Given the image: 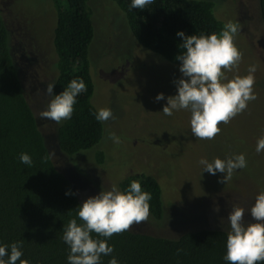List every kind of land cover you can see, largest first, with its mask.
Wrapping results in <instances>:
<instances>
[{
  "label": "rangeland",
  "instance_id": "1",
  "mask_svg": "<svg viewBox=\"0 0 264 264\" xmlns=\"http://www.w3.org/2000/svg\"><path fill=\"white\" fill-rule=\"evenodd\" d=\"M207 1L213 2V15L224 24L239 23L234 42L242 59L225 75L229 80L245 76L255 65L256 99L229 123L220 124L214 139H197L191 133L189 110L174 111L172 116L162 112L167 97L177 94L175 81L184 78L180 67L140 48L110 0H90L94 35L88 51L94 85L90 102L97 112L112 109L115 119L102 122V136L93 148L67 157L56 146L58 124L39 117L51 101L45 90L56 75L52 0H0L23 94L54 168L68 180L78 201L82 204L101 190H111L131 174L150 175L158 182L163 217L156 221L149 216L130 231L174 238L199 229H230L232 205L250 209L264 192V151L256 152L257 140L264 136V32L257 24L256 0ZM160 93L165 99L156 101ZM110 133L121 142L114 143ZM241 153L247 167L235 170L226 184L218 182L225 174L203 172L199 163L202 158L212 162ZM245 220L254 222L250 213Z\"/></svg>",
  "mask_w": 264,
  "mask_h": 264
},
{
  "label": "trees",
  "instance_id": "2",
  "mask_svg": "<svg viewBox=\"0 0 264 264\" xmlns=\"http://www.w3.org/2000/svg\"><path fill=\"white\" fill-rule=\"evenodd\" d=\"M110 1L122 13L135 43L173 66L180 67L176 56L186 51L177 32L186 36L219 34L225 25L213 15V2L207 0H153L142 10L132 9V0ZM89 2L52 0L56 75L51 99L73 79H83L86 85V91L76 98L71 119L56 128V146L67 157L90 150L103 133L102 122L96 119L98 112L90 102L94 85L88 51L94 35ZM256 6L257 24L264 32V0H256ZM21 153L30 155L31 166L21 163ZM96 161L101 163V152ZM134 180L142 191L151 193L149 216L159 221L163 202L158 182L139 173L122 178L117 187L126 191ZM81 205L68 180L50 160L23 94L0 11V246L8 245L10 252L12 243L23 241L21 259L30 264H68L70 247L63 240L64 228L73 218L82 223L77 215ZM229 231L199 229L165 238L128 230L107 238L114 251L101 260L102 264H108L112 257L119 264H229L224 259Z\"/></svg>",
  "mask_w": 264,
  "mask_h": 264
},
{
  "label": "clouds",
  "instance_id": "3",
  "mask_svg": "<svg viewBox=\"0 0 264 264\" xmlns=\"http://www.w3.org/2000/svg\"><path fill=\"white\" fill-rule=\"evenodd\" d=\"M153 0H132V9H144ZM238 22L228 21L219 34H201L186 36L183 31L177 36L183 38L181 47L186 51L176 56L181 62L179 71L184 78L175 81L177 94L167 97L163 114L172 116L174 111L181 109L191 112V133L197 139L212 140L220 132V124H227L236 115L248 107V102L255 100L253 87L255 84L256 66L251 65L245 76L236 75L228 79L225 70L232 71L242 59V53L234 42L235 35L240 31ZM186 78V79H185ZM54 83L47 84L46 94H53ZM86 91L83 79H73L67 89L54 96L47 109L39 113L41 119L55 121L57 124L71 119L77 96ZM156 101L165 99L160 93ZM96 119L106 122L115 119L112 109L101 108ZM109 138L114 143H120L115 133ZM264 151V136L257 140L256 152ZM20 161L32 165L29 154L21 153ZM203 172L211 175L217 172L225 174L218 182L226 184L232 179L233 172L247 167L245 154L234 155L224 160L215 158L199 161ZM70 194V193H66ZM151 193L142 191L138 181H132L126 191H121L116 185L111 190L100 191L98 195L87 198L79 206L78 224L73 218L64 228L63 240L70 247L68 264H102V256H109L114 248L109 246L107 238L114 234L128 231L134 224L148 220L150 215ZM218 211V209H217ZM250 213L252 221L246 222L245 215ZM227 220L230 231L226 240V255L224 259L229 264H259L264 262V192L258 194L250 209L232 205V211ZM92 233L97 237L94 238ZM23 241L14 242L10 246H0V264H30L21 259ZM7 257V259H5ZM108 264H119L115 257Z\"/></svg>",
  "mask_w": 264,
  "mask_h": 264
}]
</instances>
